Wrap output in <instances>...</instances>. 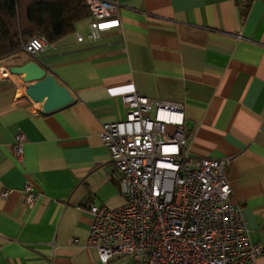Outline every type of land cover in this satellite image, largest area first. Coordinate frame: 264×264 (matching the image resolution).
<instances>
[{
	"label": "crops",
	"instance_id": "0c3cea01",
	"mask_svg": "<svg viewBox=\"0 0 264 264\" xmlns=\"http://www.w3.org/2000/svg\"><path fill=\"white\" fill-rule=\"evenodd\" d=\"M113 1L121 24L98 42L77 39L88 17L10 64L36 60L71 91L70 104L43 112L23 75L0 67V264H101L87 245L89 203L124 202L101 132L126 119L123 95L133 91L183 105L189 151L229 158L235 201L252 239L264 241V0L245 18L235 0ZM19 132L23 157L12 149ZM27 182L39 193L34 206L23 201Z\"/></svg>",
	"mask_w": 264,
	"mask_h": 264
},
{
	"label": "built area",
	"instance_id": "2783aa9c",
	"mask_svg": "<svg viewBox=\"0 0 264 264\" xmlns=\"http://www.w3.org/2000/svg\"><path fill=\"white\" fill-rule=\"evenodd\" d=\"M87 3L88 33H78L77 39L96 43L105 30L120 26L118 4ZM49 47L45 36L34 35L24 50L39 55ZM123 101L126 119L104 123L101 138L115 164L124 202L88 206L93 219L87 245L96 250L100 263L255 264L264 255V241L252 239L235 201L229 158L189 151L192 131L182 104L151 100L136 91L124 94ZM25 139L23 132L15 135L12 149L18 157H23ZM9 193L3 190L1 196ZM22 197L34 206L39 193L27 182Z\"/></svg>",
	"mask_w": 264,
	"mask_h": 264
},
{
	"label": "trees",
	"instance_id": "16d2710c",
	"mask_svg": "<svg viewBox=\"0 0 264 264\" xmlns=\"http://www.w3.org/2000/svg\"><path fill=\"white\" fill-rule=\"evenodd\" d=\"M235 1L245 18L253 0ZM89 15L87 0H0V60L24 53L34 35L54 43Z\"/></svg>",
	"mask_w": 264,
	"mask_h": 264
},
{
	"label": "water",
	"instance_id": "95a60500",
	"mask_svg": "<svg viewBox=\"0 0 264 264\" xmlns=\"http://www.w3.org/2000/svg\"><path fill=\"white\" fill-rule=\"evenodd\" d=\"M12 74L23 75V90L34 103H43V112H50L74 101L71 91L36 60L9 67Z\"/></svg>",
	"mask_w": 264,
	"mask_h": 264
},
{
	"label": "rangeland",
	"instance_id": "374dc122",
	"mask_svg": "<svg viewBox=\"0 0 264 264\" xmlns=\"http://www.w3.org/2000/svg\"><path fill=\"white\" fill-rule=\"evenodd\" d=\"M24 53H26V52H24ZM15 57L16 56H11V57L0 60V67H10L11 62L14 61ZM151 115H153V114L151 113ZM168 130L172 131V128L168 127Z\"/></svg>",
	"mask_w": 264,
	"mask_h": 264
},
{
	"label": "bare ground",
	"instance_id": "6f19581e",
	"mask_svg": "<svg viewBox=\"0 0 264 264\" xmlns=\"http://www.w3.org/2000/svg\"><path fill=\"white\" fill-rule=\"evenodd\" d=\"M7 71H4V74L2 75V76H6L7 75V73H6Z\"/></svg>",
	"mask_w": 264,
	"mask_h": 264
}]
</instances>
